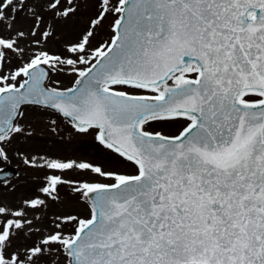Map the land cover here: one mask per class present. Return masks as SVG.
<instances>
[{"label":"snow or ice","instance_id":"6c2138e0","mask_svg":"<svg viewBox=\"0 0 264 264\" xmlns=\"http://www.w3.org/2000/svg\"><path fill=\"white\" fill-rule=\"evenodd\" d=\"M82 5L96 15L48 50ZM29 107L58 117L57 140L91 137L134 171L10 156L36 134ZM13 158L43 176L14 205L0 196V264H264V0H0V162ZM64 186L85 214L38 226Z\"/></svg>","mask_w":264,"mask_h":264},{"label":"rangeland","instance_id":"374dc122","mask_svg":"<svg viewBox=\"0 0 264 264\" xmlns=\"http://www.w3.org/2000/svg\"><path fill=\"white\" fill-rule=\"evenodd\" d=\"M90 15L95 16L96 13L82 5L79 18L63 22L58 21L55 25L57 34L48 41L47 49L52 52H60L66 43L76 40L79 34L87 26V18ZM112 19L113 18L110 17L109 21L105 23L104 27L98 30L96 39L93 41V47H96L99 43L110 38L111 29L109 25ZM24 28L27 30V23L24 24ZM55 78L56 77H54V79ZM61 81L62 86H71V78L65 79L61 77ZM48 117L58 118L52 116L51 113L41 112L35 107H29L25 113V118L21 122L24 124H31L35 129L36 134L27 142H24L23 140L16 142L9 151V155L11 156L13 151L18 150L28 156L34 154H48L50 156L63 157L71 156L75 158L88 159L91 162L101 164L106 169L110 170L125 172L134 171L131 168L124 167L115 159L110 158L109 154L96 145L91 137H88L85 140L76 138L71 142L57 140L53 135L50 134V131L46 127ZM60 123L62 129L61 135L67 134V132L70 131V126L63 120H60ZM149 130H159L163 131L167 135H175L181 130V126L159 125ZM4 165L7 164L0 162V166ZM11 165L17 168L19 177L11 182L8 186L0 185V196L3 197V201L5 203L14 205L20 199L26 197L24 193H27L28 195L30 194L31 190H28V183L31 182L32 178H42L43 173L28 168L19 158H13ZM13 186L15 187V191L10 190ZM60 197V201L55 205L50 204L49 208L38 213L41 216L42 221H44V223H41L38 226L42 228L50 227L47 221L51 220L58 214H67L68 212L81 215L85 214L84 203L82 201L76 200L75 194L72 193L69 187L64 186L60 188ZM64 230L65 232L72 231L71 228H65Z\"/></svg>","mask_w":264,"mask_h":264}]
</instances>
